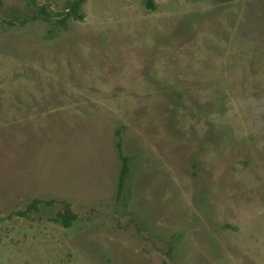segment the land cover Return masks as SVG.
<instances>
[{
  "label": "rangeland",
  "instance_id": "rangeland-1",
  "mask_svg": "<svg viewBox=\"0 0 264 264\" xmlns=\"http://www.w3.org/2000/svg\"><path fill=\"white\" fill-rule=\"evenodd\" d=\"M28 1L2 0V20ZM86 0L0 20V264H264V0ZM129 158L121 198L116 143Z\"/></svg>",
  "mask_w": 264,
  "mask_h": 264
},
{
  "label": "trees",
  "instance_id": "trees-1",
  "mask_svg": "<svg viewBox=\"0 0 264 264\" xmlns=\"http://www.w3.org/2000/svg\"><path fill=\"white\" fill-rule=\"evenodd\" d=\"M217 1H232V0H217ZM86 0H64L62 6L59 10L53 14L49 9L48 4L43 3L39 4L35 1H28L26 10L22 12L20 16H11L10 20L0 19L6 26L15 27L16 25L25 26L31 22H42L45 24H52L60 30L66 29L68 24L72 21H82L84 15L82 12V6ZM2 0H0V18L2 12ZM144 6L148 10H154L155 4L154 0H144ZM116 148L118 152V157L121 162V169L118 178L117 184V199L121 198V195L124 190L125 181L130 173V161L127 156L123 154L121 145L119 142L116 143ZM59 205V210L54 213L52 217L49 218V221L58 224L62 228H70L72 225L78 221V215L75 213L71 205L64 200H40L33 199L28 203L23 209L11 211L6 215V217H0V223L4 221H9L11 219H31L32 216H35L40 213L41 209L44 207H50L53 205Z\"/></svg>",
  "mask_w": 264,
  "mask_h": 264
}]
</instances>
